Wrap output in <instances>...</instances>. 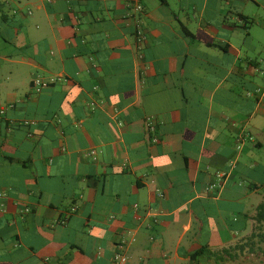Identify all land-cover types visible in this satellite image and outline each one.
Masks as SVG:
<instances>
[{
    "label": "crops",
    "instance_id": "0c3cea01",
    "mask_svg": "<svg viewBox=\"0 0 264 264\" xmlns=\"http://www.w3.org/2000/svg\"><path fill=\"white\" fill-rule=\"evenodd\" d=\"M0 103V264H264V0H0Z\"/></svg>",
    "mask_w": 264,
    "mask_h": 264
},
{
    "label": "built area",
    "instance_id": "2783aa9c",
    "mask_svg": "<svg viewBox=\"0 0 264 264\" xmlns=\"http://www.w3.org/2000/svg\"><path fill=\"white\" fill-rule=\"evenodd\" d=\"M135 9H136L137 11H142L143 7H142L140 4H136V5H135ZM144 38H145V36H144L142 33H139V34H138V40H139V41L144 40ZM36 83H37V84H41V85H47V83H42L40 80H35V81H34V84H36ZM259 91H260V89L257 90V92H259ZM11 107H12V106H11ZM7 108H8L7 105H4V104H1V103H0V113H1V114L5 113V111L7 110ZM115 259H116V261H118V262H124V261H126V257H125V256H122L121 254H116Z\"/></svg>",
    "mask_w": 264,
    "mask_h": 264
},
{
    "label": "trees",
    "instance_id": "16d2710c",
    "mask_svg": "<svg viewBox=\"0 0 264 264\" xmlns=\"http://www.w3.org/2000/svg\"><path fill=\"white\" fill-rule=\"evenodd\" d=\"M162 1H165V0H162Z\"/></svg>",
    "mask_w": 264,
    "mask_h": 264
}]
</instances>
